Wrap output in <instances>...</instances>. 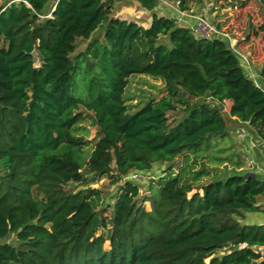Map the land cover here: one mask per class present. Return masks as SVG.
<instances>
[{
    "label": "trees",
    "instance_id": "obj_1",
    "mask_svg": "<svg viewBox=\"0 0 264 264\" xmlns=\"http://www.w3.org/2000/svg\"><path fill=\"white\" fill-rule=\"evenodd\" d=\"M137 1L153 10L159 0ZM176 1L188 11L193 0ZM112 7L113 0L0 5V264H264V223L241 221L262 211L264 176L233 168L202 182L216 174L194 168L202 143L227 134L226 100L228 118L264 142L263 82L226 37H197L155 12L145 27ZM103 22L101 37H91ZM258 30L264 37V24ZM79 38L90 41L74 54ZM258 72L264 79V61ZM132 74L162 78L164 94L130 112L124 91ZM83 109L97 129L88 156ZM180 155L186 161L177 170ZM159 164L162 174L139 198L129 174ZM106 175L117 189L97 208L101 192L89 184Z\"/></svg>",
    "mask_w": 264,
    "mask_h": 264
},
{
    "label": "rangeland",
    "instance_id": "obj_2",
    "mask_svg": "<svg viewBox=\"0 0 264 264\" xmlns=\"http://www.w3.org/2000/svg\"><path fill=\"white\" fill-rule=\"evenodd\" d=\"M9 1L10 0H0V5L9 3ZM159 1L162 2L161 0ZM125 4L129 5L126 0H113L112 14L115 17L121 19H135L139 22L138 24H141V21H143L144 18L143 15H139L133 10H128L127 12L123 11L125 10ZM188 12L192 15L199 14L204 16L207 20L212 22L219 30L227 33L232 39V42H234L238 51L244 56L242 61L245 71L258 83L262 81L264 84V79L261 77V75H259L258 72V69L261 68L262 63L264 61V37L254 35L255 31H259V26L264 24V0H193L191 4V9L188 10ZM104 25L105 22H103L97 28V30L92 34L91 37H101ZM89 41L90 38L77 39L74 54L78 53L79 51H83ZM160 41L166 42L168 43V45H170L167 36H161ZM34 60L35 66H38L40 64V61L35 52ZM163 94L164 81L162 80V78L152 77L146 74H132L128 77L127 86L124 91V98L129 111L133 112L138 108L140 104H142L148 98H158ZM224 104L226 105V109H228L227 104ZM226 109L222 107V110H224L223 114L228 122L227 134L222 138H212L210 141H204L201 145L202 154L199 158H197L198 163H196L194 166L207 168L210 170V172H213V170L215 172V170L223 171L225 169L227 170L232 168L229 163L230 159L229 162H227L228 166L224 165L223 163L224 160H227L226 158L221 161V156L224 155H222L223 152L220 151V148L221 146L225 147L231 144L232 139L230 135V130L236 132L241 131L239 130L241 126L236 121L228 118ZM82 111L84 112L85 118L82 122L79 123V126H83V128H85L88 132L85 135V138L88 140V144L84 147L85 154L86 156H88L96 140L97 129L94 124L92 113L84 109ZM181 115L182 112L180 110L176 113H169L170 119L178 118ZM247 128L252 136H249V132H246L247 136L245 135L243 137H249V140L255 142V146H252L250 143L251 147L255 148L256 145H259V147H261L262 141L257 136L256 132L249 126ZM218 156H220L221 158H216ZM206 160L209 163H207ZM177 162L178 163L175 165V168L178 170L177 165L180 164L182 161L178 160ZM237 163H242V167H245L243 161ZM161 169L162 166L160 164L154 165L150 171L146 172L147 175L145 178L141 180H133L139 186V198H144L148 195L149 183L151 182V180H153V178H157L160 174H162ZM221 177L222 175H215L212 178L206 176L205 178L202 177L201 181L203 182L207 181L208 179H218ZM117 185L118 184H114L111 182L110 177L108 175L103 176L96 182L89 184L90 187L97 188L101 192V202L99 203V206L97 208H101L107 203H112L113 198L111 196L116 191ZM85 186L88 185L69 183L67 185V189H78L83 188ZM193 191H195V189H193L191 192ZM191 192H189L188 195ZM257 200L261 204L264 203V196H258ZM142 204L146 209H150L149 201H142ZM259 212L261 211L244 212L241 221L244 223H250V220L255 219ZM104 214L110 215V209L108 208L107 210H105ZM106 232L107 230L104 228H98L96 230L97 234L101 233L102 235H106ZM104 247L108 248V241H105ZM222 253V251H218L216 254L220 255ZM208 260L209 258L205 259L206 262H208Z\"/></svg>",
    "mask_w": 264,
    "mask_h": 264
},
{
    "label": "crops",
    "instance_id": "obj_3",
    "mask_svg": "<svg viewBox=\"0 0 264 264\" xmlns=\"http://www.w3.org/2000/svg\"><path fill=\"white\" fill-rule=\"evenodd\" d=\"M127 3L129 5H124L125 10L123 11H135V13H138L139 15H143V21H141V25L147 27L151 21V16L152 13H157L158 15H169L172 16L174 18L177 19V21L181 24L187 25V26H191L194 22V18L191 16L192 14H190L187 10L186 11H181L178 6L175 5H165L163 4V2L158 1L157 5L155 6V8L153 10H147L143 7L140 6V4L138 3L137 0H126ZM133 21H136L137 23H139L137 20L132 19ZM224 103L227 104L228 109H226V105L224 104V108L226 109V111L228 112L229 107H230V101L226 100L224 101ZM234 121H236L237 123L240 124L241 128L245 129L246 131L248 130V124L247 123H243L240 122L236 119H234L233 117H231ZM239 128V129H241ZM231 139L232 142L231 144L223 147L221 146L220 151H222V155L221 156L222 159L221 161L224 160V158H226L227 160H224L223 163H227L229 162L230 159V165L232 166V168L235 169H240V166L242 167V163L238 164L237 162H242V155L246 154L252 161H253V165L250 168H244L241 171H243L245 174H258L260 176H264V142L262 143V146L259 147V145H256V147H251L250 146V138L249 137H239L236 134V131H231ZM247 132H249V136H252L250 131L248 130ZM220 138V137H219ZM202 149L199 150L197 158L200 157V155L202 154ZM193 154L189 155V159H188V163L192 162L193 159ZM215 157V156H214ZM220 156L216 157V158H221ZM196 158V160H197ZM232 159V161H231ZM178 160H181L182 162L180 164H178V170L180 169L181 166H185V161L186 158L183 155L177 156L175 158V162H177ZM207 161V160H206ZM215 162V161H214ZM198 163V162H196ZM195 163V164H196ZM207 163H209L207 161ZM212 163V162H210ZM222 163V164H223ZM180 165V166H179ZM195 169L198 168L197 166L194 167ZM231 168V169H232ZM226 171H228V169L226 170H218L214 172H211V174L214 175V173L216 175H224L226 173ZM205 178V177H204ZM210 178V177H209ZM262 207V211L259 212L257 214V216L255 217V219L250 220V223H257V224H261L264 223V203L261 204ZM257 250L260 251V253L264 256V246H258Z\"/></svg>",
    "mask_w": 264,
    "mask_h": 264
},
{
    "label": "built area",
    "instance_id": "obj_4",
    "mask_svg": "<svg viewBox=\"0 0 264 264\" xmlns=\"http://www.w3.org/2000/svg\"><path fill=\"white\" fill-rule=\"evenodd\" d=\"M163 3L168 4V5H175L178 6V1L176 0H161ZM194 18L193 24L190 26L192 32L194 33L195 36L201 37V38H206V39H213L217 36H223L226 37L230 43V47L237 52L242 58L244 56L236 49L234 42H232V39L230 36L219 30L212 22L207 20L204 16L196 14V15H191ZM241 131L236 132L238 136H247L246 130L245 129H239ZM248 133V132H247ZM250 143L252 146H255V142L250 140ZM242 161L244 162L245 167H240V170L244 168H250L253 165V161L246 155H242ZM224 165L228 166L227 163H224ZM145 172H140V171H132L128 178L131 180H141L146 177Z\"/></svg>",
    "mask_w": 264,
    "mask_h": 264
}]
</instances>
